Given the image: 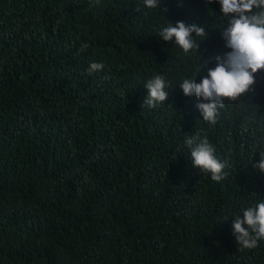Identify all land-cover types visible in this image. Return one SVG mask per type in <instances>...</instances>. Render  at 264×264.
I'll return each instance as SVG.
<instances>
[{"label": "trees", "instance_id": "1", "mask_svg": "<svg viewBox=\"0 0 264 264\" xmlns=\"http://www.w3.org/2000/svg\"><path fill=\"white\" fill-rule=\"evenodd\" d=\"M220 9L0 0V264H264V240L242 249L232 235L241 207L264 200V173L248 162L264 148V73L209 124L179 88L200 82L198 56L158 35L203 25L201 64L214 67L229 51ZM92 62L103 69L88 74ZM156 74L168 97L141 107ZM193 132L230 160L227 178L192 167Z\"/></svg>", "mask_w": 264, "mask_h": 264}, {"label": "clouds", "instance_id": "2", "mask_svg": "<svg viewBox=\"0 0 264 264\" xmlns=\"http://www.w3.org/2000/svg\"><path fill=\"white\" fill-rule=\"evenodd\" d=\"M99 5L100 0H94ZM213 0H206L212 3ZM221 6L225 21L220 29L223 46L229 51L216 55L211 63L214 67L201 64V53L198 52L200 41L208 37L203 25L186 24L177 21L163 27L158 35L164 42L174 43L188 57L198 56L200 62V82L195 78H184L179 85L187 97L195 96L199 103L195 108L203 120L214 125L220 110L225 107V101L243 100L246 94L255 91L256 75L264 73V0H216ZM148 9L159 8L161 0H143ZM193 34H195L193 36ZM199 38V39H197ZM88 48L81 44L80 51ZM104 65L99 62L89 64L86 72L92 74L101 71ZM203 67V72L201 68ZM147 96L142 106L155 108L163 103L170 87L163 75L156 74L144 84ZM183 146L189 149L192 167L210 174L211 179L220 182L229 176L232 164L229 159H221L216 155L215 146L200 132L186 134ZM259 161H248L253 169L264 173V148L255 152ZM232 235L236 244L242 249H254L260 240H264V200L248 203L241 207L240 214L233 216ZM227 220V219H226Z\"/></svg>", "mask_w": 264, "mask_h": 264}]
</instances>
